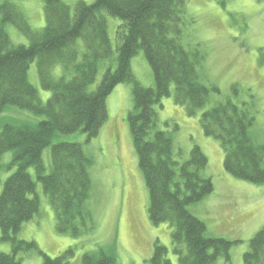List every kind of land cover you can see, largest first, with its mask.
<instances>
[{
	"label": "trees",
	"instance_id": "1",
	"mask_svg": "<svg viewBox=\"0 0 264 264\" xmlns=\"http://www.w3.org/2000/svg\"><path fill=\"white\" fill-rule=\"evenodd\" d=\"M42 2L45 26L37 31L31 29L14 4L0 5V113L15 107L43 117L36 124L0 123V160L12 152L5 169L15 167L0 193V242L9 243L12 250L11 254L0 253V264H21L16 259L19 252L37 250L35 243L16 238L22 225L40 209L36 184L27 172L30 168L54 211L57 234L77 239L92 229L91 224L86 225L90 217L85 203L91 193V160L79 144L53 145L52 141L56 134L78 132L88 140L96 138L108 117L106 100L121 84L133 88V109L127 113V121L138 169L148 191L150 223L169 226L178 264H215L218 258L228 262L236 242L207 237L205 224L187 210L213 193L211 179L203 176L206 157L194 146L189 159L177 163L170 134L154 130V106H159L162 99L172 95L174 103L185 107L192 117L206 105L210 91L219 93L215 86L200 81L198 53L188 52L181 44L186 1L94 0L90 5L78 2L73 8L62 0ZM104 14L121 22L115 69ZM6 24L14 26L28 44L14 46L4 29ZM141 50L152 72L153 88L139 85L131 73L130 62ZM261 58L259 63L264 66V56ZM35 60L40 86L51 93L45 103L28 78ZM103 61H108L106 71L91 90ZM56 68L61 71L59 76L54 73ZM232 91L236 95L239 87L232 86ZM251 109V104L238 106L228 99L201 113L199 124L204 136L221 147L228 175L262 185L264 144L249 135L255 121ZM48 147L52 167L45 174L42 153ZM74 251L68 248L55 258L37 253L43 264H69ZM166 253L167 249L156 242L149 264H171ZM81 264L117 263L111 251L98 248L84 254ZM243 264H264V225L250 240Z\"/></svg>",
	"mask_w": 264,
	"mask_h": 264
},
{
	"label": "rangeland",
	"instance_id": "2",
	"mask_svg": "<svg viewBox=\"0 0 264 264\" xmlns=\"http://www.w3.org/2000/svg\"><path fill=\"white\" fill-rule=\"evenodd\" d=\"M71 8L78 2L90 5L94 0H62ZM185 26L181 44L200 57L197 73L206 86H215L219 93L210 91L206 105L197 115L190 117L185 107L174 103L172 95L154 106L155 131L170 134L173 160L179 164L189 159L194 146H198L207 159L203 176L210 178L213 193L201 202L189 205L187 210L206 226V236L236 242L229 251V261L218 258L215 264H243V255L249 250V242L264 225V184L251 185L238 181L224 171V153L219 144L204 136L199 124L201 113L230 99L236 105H252L255 121L249 130L251 138L264 144V66L259 61L264 56V2L254 0H185ZM14 4L24 15L32 30L45 26L42 0H0V5ZM224 2V6L221 5ZM107 34L112 46V69H115L117 31L121 22L104 14ZM193 20V23H191ZM4 29L14 45H27V39L10 24ZM261 50L262 52H259ZM37 60L30 64L28 78L35 87L41 102L51 96L39 82ZM108 61L98 70L93 90L106 71ZM134 80L144 88H153L152 72L143 51L130 62ZM59 76L61 71H54ZM237 85L235 95L232 86ZM132 85L121 84L114 88L106 100L108 117L96 138L88 140L84 133L56 134L52 144H79L91 160L90 198L86 209L92 229L77 239L59 235L54 229V211L37 181L34 169L27 170L36 184L35 195L40 209L33 219L24 223L16 238L35 243L37 250L19 252L16 259L21 264H43L42 252L49 258L74 248L69 264H81L82 256L98 248L111 251L117 264H149L153 246L157 242L167 249L166 258L178 264L173 254L171 229L166 224L154 226L148 217L149 198L143 177L138 169L127 113L133 109ZM173 88L171 89V93ZM43 117L15 107H7L0 113V123L27 122L36 124ZM12 152L0 160V193L3 183L15 171L6 170ZM45 174L51 171L50 147L42 153ZM34 195L30 197L33 198ZM0 253L11 254L9 243L0 242Z\"/></svg>",
	"mask_w": 264,
	"mask_h": 264
},
{
	"label": "bare ground",
	"instance_id": "3",
	"mask_svg": "<svg viewBox=\"0 0 264 264\" xmlns=\"http://www.w3.org/2000/svg\"><path fill=\"white\" fill-rule=\"evenodd\" d=\"M85 154V153H84Z\"/></svg>",
	"mask_w": 264,
	"mask_h": 264
}]
</instances>
